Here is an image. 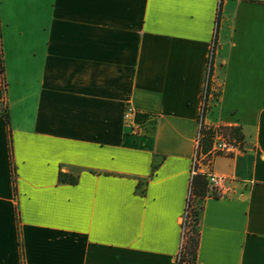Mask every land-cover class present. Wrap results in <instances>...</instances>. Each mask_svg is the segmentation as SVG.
Here are the masks:
<instances>
[{"label":"crops","instance_id":"1","mask_svg":"<svg viewBox=\"0 0 264 264\" xmlns=\"http://www.w3.org/2000/svg\"><path fill=\"white\" fill-rule=\"evenodd\" d=\"M218 4L0 0V264H177ZM213 89L196 264H264V0H221Z\"/></svg>","mask_w":264,"mask_h":264},{"label":"built area","instance_id":"2","mask_svg":"<svg viewBox=\"0 0 264 264\" xmlns=\"http://www.w3.org/2000/svg\"><path fill=\"white\" fill-rule=\"evenodd\" d=\"M220 2L218 4L217 16L215 21V27L213 31L212 41L207 56L206 75L201 89V103L200 110L197 116L198 128L194 142V150L191 157V171L189 179V192L187 196V202L185 206L184 216L182 220V238L179 251L176 255V262L181 259L183 250L184 235L187 230L188 221V209L190 204L191 196V183L194 176L198 173L205 174L208 179V194L207 196L212 197H223L227 195L228 188L225 186L226 178L213 173L211 165L213 159L218 155H234L236 152L242 149L241 140L228 132L230 127L229 123L224 119L216 121H208L207 115L212 104V101L216 98L217 94L213 89V74H214V57L217 49V35L219 27L220 17ZM136 108L127 103L123 112V119L129 120L132 115L136 112ZM207 132V134H206ZM209 137V148L205 151L203 145V138L206 135ZM206 168V169H204Z\"/></svg>","mask_w":264,"mask_h":264},{"label":"trees","instance_id":"3","mask_svg":"<svg viewBox=\"0 0 264 264\" xmlns=\"http://www.w3.org/2000/svg\"><path fill=\"white\" fill-rule=\"evenodd\" d=\"M1 72H3L2 64H1ZM3 84L5 85L4 77H3ZM3 116L6 118V121L8 122V114L6 111L3 112ZM230 132L235 133V135L233 136H235L237 139L241 138L238 129H231ZM207 135L203 138L202 141L205 151L209 148V139H208L209 137ZM9 152H10L9 156L12 159V145H11L10 135H9ZM11 167H12L11 168L12 172H14L13 164H11ZM60 180L62 182H69V183L73 182L72 179L67 178L62 173L60 175ZM13 182L15 183L14 178H13ZM208 191H209L208 179L206 175L202 173L196 174L191 183V196H190L191 198L188 209V221L186 225L187 230L184 235L183 250L181 254V259L178 262V264H196L197 249L199 243L200 220L202 215L203 202L204 199L207 197ZM19 246H20V262L21 264H24L22 243L20 241H19Z\"/></svg>","mask_w":264,"mask_h":264}]
</instances>
